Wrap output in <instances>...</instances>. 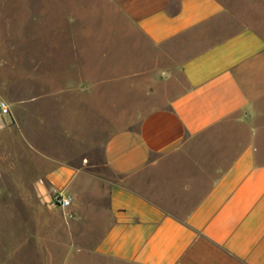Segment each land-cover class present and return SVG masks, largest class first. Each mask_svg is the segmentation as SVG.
Masks as SVG:
<instances>
[{
	"label": "crops",
	"instance_id": "obj_1",
	"mask_svg": "<svg viewBox=\"0 0 264 264\" xmlns=\"http://www.w3.org/2000/svg\"><path fill=\"white\" fill-rule=\"evenodd\" d=\"M118 4L158 55L144 90L151 99L107 138L110 179L70 165L68 145L57 139L68 129H53L50 167L36 186L41 206L68 215L65 241L80 243L84 255L120 264H264V0ZM60 107L57 99L53 109ZM55 189L73 198L69 209L53 205Z\"/></svg>",
	"mask_w": 264,
	"mask_h": 264
},
{
	"label": "rangeland",
	"instance_id": "obj_2",
	"mask_svg": "<svg viewBox=\"0 0 264 264\" xmlns=\"http://www.w3.org/2000/svg\"><path fill=\"white\" fill-rule=\"evenodd\" d=\"M156 59L118 0H0V100L10 106L9 115H0V264H120L65 241L61 223L68 215L41 206L36 186L50 167L45 155L60 126L68 129L57 139L68 145L70 165L112 177L104 144L146 110L147 73ZM63 86L55 111L50 94Z\"/></svg>",
	"mask_w": 264,
	"mask_h": 264
},
{
	"label": "built area",
	"instance_id": "obj_3",
	"mask_svg": "<svg viewBox=\"0 0 264 264\" xmlns=\"http://www.w3.org/2000/svg\"><path fill=\"white\" fill-rule=\"evenodd\" d=\"M9 114H10L9 104L4 100H0V115L7 116ZM52 203L53 205L63 210H67L72 206L73 198L69 195H66L63 191L55 189L52 192Z\"/></svg>",
	"mask_w": 264,
	"mask_h": 264
}]
</instances>
